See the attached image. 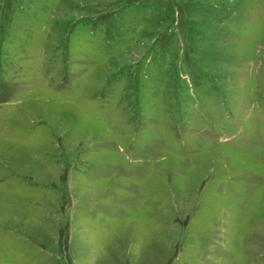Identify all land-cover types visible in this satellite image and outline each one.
<instances>
[{
    "label": "rangeland",
    "instance_id": "obj_1",
    "mask_svg": "<svg viewBox=\"0 0 264 264\" xmlns=\"http://www.w3.org/2000/svg\"><path fill=\"white\" fill-rule=\"evenodd\" d=\"M0 264H264V0H0Z\"/></svg>",
    "mask_w": 264,
    "mask_h": 264
}]
</instances>
